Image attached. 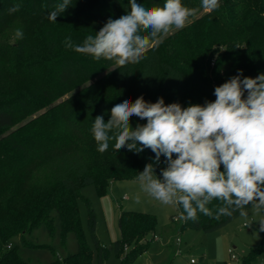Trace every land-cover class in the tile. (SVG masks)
<instances>
[{
  "label": "trees",
  "instance_id": "obj_1",
  "mask_svg": "<svg viewBox=\"0 0 264 264\" xmlns=\"http://www.w3.org/2000/svg\"><path fill=\"white\" fill-rule=\"evenodd\" d=\"M190 1L182 0V3L186 5ZM62 2L0 0V186L16 185L17 169L29 168L39 159L45 164L49 181L27 196L23 192L24 185L20 184L7 199L0 200V264H32L21 250L30 245L27 236L44 226L53 239L56 223L64 239L75 234L78 241L79 251L68 258L67 264H87L92 255L84 241L77 205L81 188L95 184L101 193L112 180H137L140 169L120 171L123 160L112 154L114 139L109 141L107 151H95L92 159L102 161V157H107L120 162L112 166L104 162L103 167H95L91 158H87L90 152L70 138H63V131L50 138L40 134L51 143L47 150L37 154L35 142L39 134L24 129L13 131L20 121L54 104L72 86L104 72L105 76L79 97L75 109L87 120V124L80 126H87L90 131L96 116L103 115L107 121L111 108L126 99L134 102L142 95L151 103L162 97L165 104L202 105L206 100L214 101L215 87L237 75L238 70H243V76L252 78L264 73V0H222L217 26L211 31L204 30L206 34L200 30L205 36L211 33L214 42L200 43L193 34L194 28H187L171 37L164 56L153 47L139 63L124 67L117 66L114 61L103 58L97 61L76 53L63 42L70 36L74 43L81 44L88 35L94 36L109 18L117 19L130 11L129 0H71L57 22L49 21V13ZM137 2L152 8L162 7L165 0ZM16 4L20 6L19 11L9 14L8 9ZM13 18H21L19 28L23 31V39L16 40L14 35L5 32ZM215 44L224 46L223 50L214 51V54L219 53L216 57L210 54ZM130 123L135 128L146 120L133 116ZM140 154L145 165L154 162L155 154L150 149ZM164 159L162 156L154 165L158 176L161 168L166 167ZM220 206L221 202L214 200L207 205L212 216L198 212L195 221L181 219L180 231L213 232L240 217L236 212L231 217L216 219ZM182 212V207L178 206L179 214L171 217L172 224ZM118 225L121 239L115 243V251L120 253L135 245L122 264H131L139 255L150 252L149 244L156 239L158 231L155 216L123 212ZM89 228L98 248L97 264H103L108 254L95 236L96 218L92 209ZM245 264L249 262L245 260Z\"/></svg>",
  "mask_w": 264,
  "mask_h": 264
},
{
  "label": "clouds",
  "instance_id": "obj_2",
  "mask_svg": "<svg viewBox=\"0 0 264 264\" xmlns=\"http://www.w3.org/2000/svg\"><path fill=\"white\" fill-rule=\"evenodd\" d=\"M71 0H63L48 19L57 22ZM130 11L117 19L109 18L95 35L81 44L66 37L64 46L76 53L102 58L124 67L139 63L161 38L173 29H183L201 10L212 11L219 0H201L199 7H187L182 0H165L162 7L145 8L137 0H129ZM19 4L8 9L19 11ZM14 39H23L16 29ZM214 101L204 104L155 103L141 95L115 104L110 118L94 119L91 128L97 150L104 153L114 139V150L126 148L139 154L150 149L154 162L138 174L141 190L164 205L182 207V220L197 219V213L212 216L207 207L221 202L215 218L231 217L238 212L245 227L258 223L255 233L264 232V73L255 78L238 70L214 89ZM135 116L145 124L132 127ZM164 157L166 167L158 176L155 164ZM139 202V198H137ZM251 209L250 219L248 209Z\"/></svg>",
  "mask_w": 264,
  "mask_h": 264
},
{
  "label": "rangeland",
  "instance_id": "obj_3",
  "mask_svg": "<svg viewBox=\"0 0 264 264\" xmlns=\"http://www.w3.org/2000/svg\"><path fill=\"white\" fill-rule=\"evenodd\" d=\"M195 2L190 1L185 6L199 7L201 0H195ZM221 6L222 0H219V7L215 10L210 12L201 10L183 29H173L163 36L154 47L159 49L164 56L171 37L191 27L194 28L193 34L200 43L214 42L215 37H212L211 33L208 36L203 34H206L204 30L207 28L211 31L214 25L217 26L219 18L217 14H219ZM20 20L21 18H13L9 22L10 24L8 23L5 30L7 35H14L15 30L20 26ZM197 22L201 23L195 25ZM200 30L204 31L203 34ZM223 48V45L215 44L210 54H214L216 50H223ZM218 54L216 53L214 56L216 57ZM105 74L106 72L96 78L72 86L54 104L20 121L13 131L24 129L34 133V135L39 134L35 142L37 154L47 150L48 143H51L49 140H44L41 135L50 138L58 136L63 131V138H70L72 142L79 144L83 150L90 152H88L87 158H91L93 166L98 165V168H101L104 166V162L110 166L120 162H114L113 158L107 157H102V161L101 159H92L93 153L98 151V146L87 126H80V124H87V120L83 119L80 112L75 110L79 97L87 94L91 85L104 77ZM78 130L80 131L78 132ZM112 154L115 155L116 159L123 160L120 162L122 166L120 171H131L137 168H140L139 172L143 171L145 163L140 153L136 154L125 149L118 152L113 151ZM43 163V160L39 159L35 165L29 168H18L14 178L16 185L2 184L0 186V200L7 199L20 184L24 185L23 192L27 196L36 192L42 184L49 183L47 170ZM80 193L81 198L77 200L80 223L84 241L92 255L87 264H97L98 262V248L89 228L90 209L94 211L96 218L95 236L108 254L104 258L103 264H122L127 255L135 248V245H131L120 253L115 251V243L121 239L118 222L123 212L153 215L158 223L157 237L149 244L150 252L139 255L131 264H190L191 259H194L197 264H245V260L249 264H264V232H254L259 228L258 223H253L252 227L246 228L245 219L238 217L230 224L213 232L206 233L190 229L182 232L180 231L183 223L181 219L175 224L171 222V217L179 214L178 206L164 205L144 193L140 188L138 179L133 181L112 180L101 193L96 185L92 184L81 188ZM137 198H139V202H137ZM248 211L250 219H259V216L252 217L251 209ZM54 228H56V237L53 239L44 226L27 236L26 239L30 245L21 248L25 259L31 260L32 264H67L68 258L78 253L79 245L75 234H69L64 239L63 236L65 235L61 233L59 223H56ZM177 238L182 240L180 246L176 242ZM178 249H181L180 255H176Z\"/></svg>",
  "mask_w": 264,
  "mask_h": 264
},
{
  "label": "built area",
  "instance_id": "obj_4",
  "mask_svg": "<svg viewBox=\"0 0 264 264\" xmlns=\"http://www.w3.org/2000/svg\"><path fill=\"white\" fill-rule=\"evenodd\" d=\"M174 220H175V222H178L179 220H180V216L178 215V216H176L175 218H174ZM177 244L180 246L181 244H182V240H181V238H177ZM10 247V246H9ZM181 254V249H178L177 250V252H176V255H180ZM190 264H197V262L194 260V259H191V261H190Z\"/></svg>",
  "mask_w": 264,
  "mask_h": 264
},
{
  "label": "crops",
  "instance_id": "obj_5",
  "mask_svg": "<svg viewBox=\"0 0 264 264\" xmlns=\"http://www.w3.org/2000/svg\"><path fill=\"white\" fill-rule=\"evenodd\" d=\"M168 264H171V263H168Z\"/></svg>",
  "mask_w": 264,
  "mask_h": 264
}]
</instances>
